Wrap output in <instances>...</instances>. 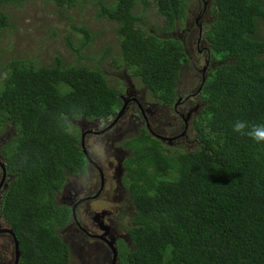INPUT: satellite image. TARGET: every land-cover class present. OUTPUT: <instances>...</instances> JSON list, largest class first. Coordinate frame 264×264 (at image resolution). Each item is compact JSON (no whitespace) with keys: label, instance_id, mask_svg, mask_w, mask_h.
I'll use <instances>...</instances> for the list:
<instances>
[{"label":"trees","instance_id":"16d2710c","mask_svg":"<svg viewBox=\"0 0 264 264\" xmlns=\"http://www.w3.org/2000/svg\"><path fill=\"white\" fill-rule=\"evenodd\" d=\"M30 1L0 5L22 8ZM213 2L214 23H205L202 33L211 65L196 90L205 106L193 121L190 148L169 150L146 130L124 143L137 213L135 250L123 244L120 264H264V145L232 128L236 120L264 122V0ZM137 3L116 0L100 16L119 24L127 74L147 86L156 102L172 107L180 101L177 89L189 57L182 41L141 25L147 8L139 15ZM154 4L164 34L190 20L188 0ZM10 26V15L0 12V32ZM1 54V156L14 178L2 221L19 241V264H73L59 234L70 213L56 204V195L68 178L86 177L88 160L80 125L70 119L115 114L122 103L119 86L110 85L101 70L67 65L59 56L36 61L17 52L3 67Z\"/></svg>","mask_w":264,"mask_h":264},{"label":"flooded vegetation","instance_id":"af4514ba","mask_svg":"<svg viewBox=\"0 0 264 264\" xmlns=\"http://www.w3.org/2000/svg\"><path fill=\"white\" fill-rule=\"evenodd\" d=\"M212 2L213 0L193 2L192 15L196 22L200 19L197 22L200 34L197 35L191 30L195 22L189 19L186 22L187 29L184 31L195 39V48L200 54L206 51L205 55L208 50L203 48L205 39L202 36L201 21L204 23L213 21ZM210 62L211 57L208 56L201 70L202 77L205 67L210 66ZM125 68L122 73L117 74V79L121 81L125 79V92L119 94L122 103L115 114L102 119L90 120L87 117L70 119L75 126L80 125L81 147L88 160V173L86 177L79 175L68 178L63 189L56 195V203L61 197L60 203L69 209L70 222L63 230L64 241L71 255L75 254L78 259H83V264H120L119 249L123 244L130 247L131 252L135 250L131 229L135 226L137 211L126 182L128 171L124 163L129 150L124 145L125 141L139 136L146 130L169 150L183 146L184 141H189V130L184 132V128L193 123L195 113L205 105L195 90H190V94L184 97L180 84L177 89L180 101L178 100L179 102L172 107L156 102L154 97L148 99L151 94L149 88L142 84L138 89L127 74V65ZM156 104L159 107H152ZM185 125L186 127H183ZM5 137L6 135H2L0 138ZM1 141L2 139L0 144ZM0 154L2 155L1 145ZM1 163L0 161V212L10 175L8 174L6 179L3 178ZM107 219L109 223L105 225L106 233L94 227L95 221ZM10 230L2 221L0 213V264H19L15 239ZM76 236L79 240L75 238ZM112 238L116 239L114 243L111 242ZM115 250L118 252L116 263Z\"/></svg>","mask_w":264,"mask_h":264},{"label":"rangeland","instance_id":"374dc122","mask_svg":"<svg viewBox=\"0 0 264 264\" xmlns=\"http://www.w3.org/2000/svg\"><path fill=\"white\" fill-rule=\"evenodd\" d=\"M194 1L188 0L187 16L193 22L195 21V17L192 15ZM115 3L116 0H32L22 8L13 4L0 5V12L10 15L11 24L10 28L0 32V52L2 53L0 54L3 67L13 60L17 52L36 61L51 62L59 56L64 59L67 65H83L101 70L110 85L116 88L119 86L120 92H125V79H123L124 82L117 79V74L122 73L127 65L121 55L120 36L117 31L119 24L100 16L104 9L103 6L114 5ZM146 8V16L141 21L142 26L155 29L161 38H174L184 44L189 60L181 71L179 84L181 93L185 97L190 94V90L196 91L199 88L202 78L201 70L205 66V59L211 55V52L206 53V55L204 53L206 51H203V54L199 53L198 49L195 48V39L184 33L187 24L185 27L184 24L180 25L172 34L170 32L164 34L162 30L164 20L158 15L154 0H138L135 11L137 14L142 15ZM214 20L211 24L214 23ZM201 24L204 30L205 23L202 21ZM191 30H194L197 34L200 31V26L195 24L191 27ZM87 34L91 37L89 42ZM261 34L264 36V24L261 28ZM206 41H204L203 48L209 50L210 45ZM84 43H87V45L83 46ZM114 59L117 60L116 63H114ZM118 65L124 68L119 69L117 68ZM129 73L131 74L130 69ZM133 83L138 89L142 85L136 78H134ZM199 91H201V88ZM148 99H152V94L149 95ZM202 110L203 107L195 113L194 117L199 116ZM76 127L78 128V126ZM143 127H145V124ZM194 131L192 123V128L188 132L189 139L196 135ZM156 135L159 136V133ZM188 142L187 140L184 141L182 148H187ZM0 161L2 162L3 178L6 179L8 172L7 169L4 170L3 168V165L6 168V162L1 154ZM146 165L148 166V162H146ZM8 178L10 185L14 178L11 175ZM60 198H58L57 205L62 204ZM106 223H109L108 219L106 221H95L94 227L100 232L106 233ZM64 229L60 231L63 241L65 239ZM75 238L79 240L78 236ZM115 241V238L111 239V242L114 243ZM80 252H84V250H80ZM72 261L73 264H83V259H78L75 254L72 255Z\"/></svg>","mask_w":264,"mask_h":264},{"label":"clouds","instance_id":"9594fccd","mask_svg":"<svg viewBox=\"0 0 264 264\" xmlns=\"http://www.w3.org/2000/svg\"><path fill=\"white\" fill-rule=\"evenodd\" d=\"M232 128L235 133L247 136L255 143L264 145V122L250 124L246 120H236L233 123Z\"/></svg>","mask_w":264,"mask_h":264},{"label":"water","instance_id":"95a60500","mask_svg":"<svg viewBox=\"0 0 264 264\" xmlns=\"http://www.w3.org/2000/svg\"><path fill=\"white\" fill-rule=\"evenodd\" d=\"M205 68L206 69H204V70L208 69V67H205ZM152 107H159V106L156 104V105H153ZM3 168H4V170L6 169L5 165H3ZM10 232L12 233V235L14 236V239H15V251H16V255L18 257V261L17 262H19L20 257H21V252L19 250V241L16 239L15 233L13 231H10ZM117 257H118V252H117V250H115V252H114L115 263H116V260L118 259Z\"/></svg>","mask_w":264,"mask_h":264}]
</instances>
